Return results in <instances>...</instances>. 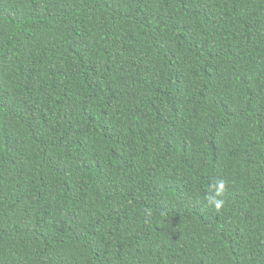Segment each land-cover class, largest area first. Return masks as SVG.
I'll use <instances>...</instances> for the list:
<instances>
[{
  "label": "trees",
  "instance_id": "trees-1",
  "mask_svg": "<svg viewBox=\"0 0 264 264\" xmlns=\"http://www.w3.org/2000/svg\"><path fill=\"white\" fill-rule=\"evenodd\" d=\"M0 264H264V0H0Z\"/></svg>",
  "mask_w": 264,
  "mask_h": 264
},
{
  "label": "clouds",
  "instance_id": "clouds-1",
  "mask_svg": "<svg viewBox=\"0 0 264 264\" xmlns=\"http://www.w3.org/2000/svg\"><path fill=\"white\" fill-rule=\"evenodd\" d=\"M217 207H219V204H217Z\"/></svg>",
  "mask_w": 264,
  "mask_h": 264
}]
</instances>
